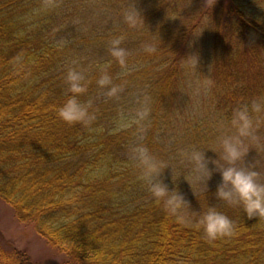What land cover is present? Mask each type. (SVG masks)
Here are the masks:
<instances>
[{
	"label": "trees",
	"instance_id": "obj_1",
	"mask_svg": "<svg viewBox=\"0 0 264 264\" xmlns=\"http://www.w3.org/2000/svg\"><path fill=\"white\" fill-rule=\"evenodd\" d=\"M132 2L58 0L44 10V0H0V199L66 264H264V219L216 199L219 173L207 188L179 156L190 146L215 148L217 122L264 94V0H135L139 29L123 21ZM119 34L126 69L108 52ZM69 67L90 81L80 97L96 112L88 127L57 115L71 95ZM104 71L126 85L119 99L97 86ZM143 94L152 114L139 140L129 121ZM134 143L169 161L173 180L167 169L165 181L190 201L192 225L169 218L137 178ZM246 163L264 179V147L253 146ZM208 206L235 222V234L205 238L194 225Z\"/></svg>",
	"mask_w": 264,
	"mask_h": 264
},
{
	"label": "clouds",
	"instance_id": "obj_2",
	"mask_svg": "<svg viewBox=\"0 0 264 264\" xmlns=\"http://www.w3.org/2000/svg\"><path fill=\"white\" fill-rule=\"evenodd\" d=\"M207 3L213 6L215 0H207ZM57 6L58 0H44L42 4L44 10ZM123 21L130 29H139L145 23L135 0L123 11ZM125 39L124 34H119L108 41V52L122 69L127 68L130 55L122 46ZM144 51L151 54L157 48L154 44H146ZM189 56L198 65V56ZM65 82L71 95L59 107L58 117L69 125H92L97 118L93 102L80 99L88 92L90 84L85 71L69 67ZM96 84L107 89L106 95L109 98L115 99L120 98L126 87L124 83H115L113 76L107 71L99 76ZM135 103L137 107L129 126L134 127L135 135L143 140L152 114V97L148 94L137 96ZM216 131V147L208 149L216 154V158L208 156V150L202 151L196 146H190L179 149L181 161H186L191 166L195 180L206 183L207 188L213 175L219 173L221 179L217 184L216 199L229 206L239 207L249 219H264V179L254 164L246 163V157L253 146L264 147V94L239 102L232 109L230 118H221L217 122ZM130 160L136 169L137 178L147 187L154 202L162 206L167 216L178 223L192 225L188 212L191 208L190 201L176 188H170L165 181L167 169H171L173 180V168L169 161L142 143H134L130 148ZM194 226L202 229L209 242L232 236L236 232L235 222L214 206H208ZM0 264H21V260L14 251L0 249Z\"/></svg>",
	"mask_w": 264,
	"mask_h": 264
},
{
	"label": "rangeland",
	"instance_id": "obj_3",
	"mask_svg": "<svg viewBox=\"0 0 264 264\" xmlns=\"http://www.w3.org/2000/svg\"><path fill=\"white\" fill-rule=\"evenodd\" d=\"M0 249L14 251L34 264H66L67 256L21 219L19 213L0 199Z\"/></svg>",
	"mask_w": 264,
	"mask_h": 264
}]
</instances>
